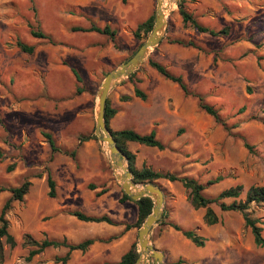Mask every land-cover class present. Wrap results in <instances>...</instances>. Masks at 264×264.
<instances>
[{
	"label": "rangeland",
	"instance_id": "374dc122",
	"mask_svg": "<svg viewBox=\"0 0 264 264\" xmlns=\"http://www.w3.org/2000/svg\"><path fill=\"white\" fill-rule=\"evenodd\" d=\"M181 1L173 0L161 41L134 75L109 89L107 99L116 109L109 128L142 134L155 129L161 150L127 142L136 168L192 177L205 185L208 197L241 185L237 200H243L250 186H264V0H183L200 24L215 30L228 26V34L220 36L185 25L178 12ZM155 8L156 0H0V209L10 187L31 183L6 215L16 245H5L0 264H61L55 258L68 251L63 246L27 260L32 247L23 243L26 233L69 243L93 239L85 251H70L64 264H115L133 242L139 247V228L124 229L135 225L137 206L119 201L124 192L105 143L94 133L96 95L106 73L147 38L149 33L136 39L133 31ZM91 24L108 25L115 35L71 31ZM32 30L51 39L33 37ZM17 40L34 51H21ZM149 59L180 75L189 93L156 72ZM199 96L219 120L200 108ZM42 132L51 134L59 151L50 149ZM87 135L95 138L80 140ZM65 150L74 151V157ZM48 173L55 181L54 197L48 196ZM155 184L164 199L149 240L163 253V264H264L262 248L240 212L222 211L213 203L219 222L206 225L204 208L191 206L181 182L159 178ZM74 210L108 215L115 224L78 220L69 214ZM249 212L264 237V203L252 204ZM169 221L195 230L204 245L195 246Z\"/></svg>",
	"mask_w": 264,
	"mask_h": 264
},
{
	"label": "trees",
	"instance_id": "16d2710c",
	"mask_svg": "<svg viewBox=\"0 0 264 264\" xmlns=\"http://www.w3.org/2000/svg\"><path fill=\"white\" fill-rule=\"evenodd\" d=\"M178 12L181 16L182 22L186 25H190L194 27L199 32H207L213 36H220V35H227L229 32V27L225 26L219 30H215L212 28H208L202 24H200L191 13H189L184 5L183 0L179 3V9ZM154 22V15L151 13L145 20L140 22L136 28L133 31V36L136 39H141L142 36L149 33L152 29ZM71 31H81V32H96L99 34L107 35L111 38L115 35V31L111 29L108 25H105L104 27H99L97 25L91 24L88 27H82V26H72ZM31 35L33 37L37 38H48L51 39L49 35L42 33L40 31H31ZM175 42V41H174ZM177 43L184 44L185 42L182 40H177ZM188 45H193L194 43L192 41L187 42ZM17 47L23 52L26 53H32L34 51L33 45H28L21 40H17L16 42ZM149 65L160 75H162L164 78L178 84L180 89L185 93L188 94V88L186 83L184 82L183 78L180 75H175L171 71H169L163 64L149 59ZM77 79V81H80L79 76L77 73L71 69ZM135 72L131 73L128 78H131L134 75ZM76 91L80 93L82 91L81 88H77ZM134 93L136 96L140 97L141 99H145L146 95L138 88H134ZM199 106L203 110H205L206 113L216 118V120H219L218 113L215 111V109L202 101V98L199 96ZM116 113V109L112 108L109 104L108 99L106 98L105 103V110H104V117H105V123L109 131L111 132L112 136L114 137L117 146L121 150V152L126 156L131 173H132V180L134 183H154L155 180L159 178H164L170 182L179 181L181 184L189 189V199L190 204L194 209L204 208V213L202 216V220L206 225H214L219 222V216L214 210V208L211 206V204H216L220 210L222 211H238L242 214L244 219V224L246 227H249L251 229V232L253 234L254 242L256 245L262 248L263 251V259H264V237L262 236V228L257 224V220L251 217L249 209L252 204H262L264 203V186H250L244 193V199L243 200H237V198L242 194V187L241 185H235L230 186L228 188H225L221 190L219 193H217L213 197H208L204 194L205 185L198 182L196 179L188 176H177L172 173H160L155 172L152 169L148 167H141L136 168L135 163V154L128 149L127 142H137L139 144H143L146 146L156 147L158 149H163L164 144L157 138L155 129H151L148 133H139L132 129H120L112 131L109 128V121ZM42 135L46 138L50 149L53 152L59 151V148L57 147L53 137L51 134L47 132H42ZM91 138H95L94 135H87V136H81L80 140H88ZM65 154H69L71 157H74V151L69 152L68 150L64 151ZM220 177H217L214 180L208 181V184L214 183L217 180H219ZM29 181H23L19 186L17 187H10V196L5 200L3 203L1 209H0V262H3L4 256H5V245H8L9 247H14L16 245V240L14 236L9 232L8 226L9 222L6 217L8 211L12 207V202L22 201L24 198V195L28 192ZM47 184L49 187L48 196L54 197L55 196V181L52 179L50 174L47 175ZM105 191L102 189L99 191L98 195L104 193ZM232 198V201L226 202V199ZM126 200L133 201L137 206V220L135 225H125V230H128L131 227H137L139 228L143 221L146 219V217L151 213L152 207H153V201L150 197L144 196L141 197L138 200H131L130 197L122 193L121 198L119 201L122 203ZM70 215L74 216L78 220L84 221V222H105L107 224L114 225L115 222L108 216V215H88L80 211H71L69 212ZM158 222V221H157ZM168 224L174 228L175 230L180 231L183 236L187 239H189L195 246L202 247L204 245V238L200 236L195 230L193 229H182L179 225L175 224L172 221H169ZM23 243L31 246L28 250L27 254V260H30L35 255L41 253L43 250H45L48 247H59L63 246L68 249V251L65 253V255L61 257H56L55 259L59 261L61 264H64L68 258L70 251L73 250H80L85 251L89 245L93 243V239L88 238L78 243H69L65 238L58 240L54 238H44L42 240H36L34 239L30 234H24L23 235ZM138 247L137 243L133 242L130 247L121 255L120 259L115 264H134L136 259L138 258ZM101 264V263H97Z\"/></svg>",
	"mask_w": 264,
	"mask_h": 264
},
{
	"label": "water",
	"instance_id": "95a60500",
	"mask_svg": "<svg viewBox=\"0 0 264 264\" xmlns=\"http://www.w3.org/2000/svg\"><path fill=\"white\" fill-rule=\"evenodd\" d=\"M162 3V0H156L154 22L147 38L141 42L134 54L125 62L106 73L96 95L94 133L99 141L106 145L111 167L122 191L134 201L144 196L150 197L153 201L151 213L138 229L139 255L134 264H150L148 261L149 258L154 260L153 264H163V253L150 243L149 233L153 224L161 217L164 191L154 183L141 184L133 182L127 158L117 146L114 137L106 126L104 110L108 91L112 85L121 78L128 77L134 72L147 58L151 50L161 41L166 28V15L163 11ZM118 167L123 170V173L120 175L115 173V169Z\"/></svg>",
	"mask_w": 264,
	"mask_h": 264
},
{
	"label": "bare ground",
	"instance_id": "6f19581e",
	"mask_svg": "<svg viewBox=\"0 0 264 264\" xmlns=\"http://www.w3.org/2000/svg\"><path fill=\"white\" fill-rule=\"evenodd\" d=\"M162 8H163V11L165 12V15L167 14V12L169 11V9H171L173 7L172 5V2L173 0H162ZM115 173L116 174H122L123 173V170L118 167L115 169Z\"/></svg>",
	"mask_w": 264,
	"mask_h": 264
},
{
	"label": "crops",
	"instance_id": "0c3cea01",
	"mask_svg": "<svg viewBox=\"0 0 264 264\" xmlns=\"http://www.w3.org/2000/svg\"><path fill=\"white\" fill-rule=\"evenodd\" d=\"M86 33H95V32H86ZM96 223H98V224H104L105 222H96ZM187 239V238H186ZM189 240V239H188ZM190 241V240H189ZM121 257V256H120ZM120 259V258H119ZM118 259V260H119Z\"/></svg>",
	"mask_w": 264,
	"mask_h": 264
}]
</instances>
